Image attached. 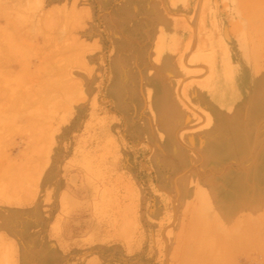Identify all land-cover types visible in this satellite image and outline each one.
<instances>
[{
  "label": "rangeland",
  "instance_id": "1",
  "mask_svg": "<svg viewBox=\"0 0 264 264\" xmlns=\"http://www.w3.org/2000/svg\"><path fill=\"white\" fill-rule=\"evenodd\" d=\"M223 52L264 61L262 0H0V264H217L175 69ZM249 205L237 264H264Z\"/></svg>",
  "mask_w": 264,
  "mask_h": 264
},
{
  "label": "crops",
  "instance_id": "2",
  "mask_svg": "<svg viewBox=\"0 0 264 264\" xmlns=\"http://www.w3.org/2000/svg\"><path fill=\"white\" fill-rule=\"evenodd\" d=\"M190 32L191 27L189 37ZM194 54L188 68L175 67L187 79L185 91L192 110L185 117L190 134L187 148L195 153L188 164L196 167L189 181L188 212L211 216L215 223L220 215L226 219L227 254H212L210 260L237 264L234 250L243 244L238 216L250 212L246 202L256 212H264V61L228 62L223 52L219 61L203 62L207 63L201 67L203 76L196 75ZM251 194L257 197L252 203ZM183 258H172L170 264L188 261Z\"/></svg>",
  "mask_w": 264,
  "mask_h": 264
}]
</instances>
